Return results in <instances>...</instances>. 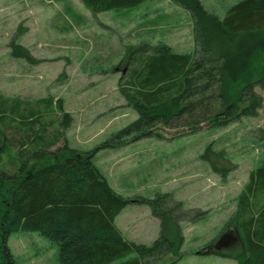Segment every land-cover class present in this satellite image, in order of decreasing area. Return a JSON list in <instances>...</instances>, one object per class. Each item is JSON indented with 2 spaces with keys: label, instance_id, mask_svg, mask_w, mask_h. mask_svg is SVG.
<instances>
[{
  "label": "rangeland",
  "instance_id": "obj_1",
  "mask_svg": "<svg viewBox=\"0 0 264 264\" xmlns=\"http://www.w3.org/2000/svg\"><path fill=\"white\" fill-rule=\"evenodd\" d=\"M198 1L221 20L241 0ZM143 44L193 54L190 13L169 0H147L131 10L96 16L79 0H0V96L39 108L46 134L63 131L51 151L63 146L94 151L137 118L118 84L133 50ZM15 47L34 62L17 58ZM255 92L263 100L256 117L215 128L203 124L190 135L160 128V137L94 153L92 163L113 191L132 201L114 221L125 240L150 246L157 239L159 221L137 200L169 194L184 211L200 210L207 216L194 224H178V254L160 264H237L238 238L230 233L232 227L223 228L235 213L249 173L264 165V143L258 138L264 129V89L257 87ZM40 100L51 101V109L37 106ZM57 106L68 115L66 128L60 125ZM7 123L3 131L17 140V119ZM210 145L212 152H223L226 160L221 163L231 168L224 179L202 159ZM19 160L18 145L12 141L2 154L0 169L13 172ZM6 249L14 264H58L57 246L37 233L9 236ZM1 256L0 264H7Z\"/></svg>",
  "mask_w": 264,
  "mask_h": 264
},
{
  "label": "trees",
  "instance_id": "obj_2",
  "mask_svg": "<svg viewBox=\"0 0 264 264\" xmlns=\"http://www.w3.org/2000/svg\"><path fill=\"white\" fill-rule=\"evenodd\" d=\"M79 1L96 16L131 10L147 0ZM169 1L190 13L195 51L176 54L166 45L148 44L134 49L118 86L137 118L94 151L67 146L51 151L63 131L46 134L39 108L0 96V163L12 141L20 158L17 166L11 165L13 172L0 169V253L7 264L14 262L6 241L19 232L37 233L55 244L58 264H113L129 256L133 257L119 264H160L168 255L178 254V224H194L207 216L200 210L184 211L169 194L140 198L138 203L149 207L161 229L150 246L129 242L114 221L132 201L116 194L92 163L97 150L160 137V128L190 135L203 124L215 128L256 117L262 107L255 89H264V0H241L221 20L198 0ZM15 48L17 58L34 62ZM35 104L51 109L49 100ZM57 108L61 113V106ZM16 119L15 130L21 133L17 140L3 131L6 121ZM68 121V115L61 113L60 125L66 128ZM258 138L264 143V129ZM211 148L202 159L224 179L231 168L221 163L226 160L223 152ZM228 227L243 249L237 264H264V165L249 173L235 213L223 229Z\"/></svg>",
  "mask_w": 264,
  "mask_h": 264
},
{
  "label": "crops",
  "instance_id": "obj_3",
  "mask_svg": "<svg viewBox=\"0 0 264 264\" xmlns=\"http://www.w3.org/2000/svg\"><path fill=\"white\" fill-rule=\"evenodd\" d=\"M237 241H238L237 243L239 244V246H241V242H240V240H238V239H237ZM240 248H241V251H240V255H241V254H242V251H243V249H242V246H241V247H239V249H240Z\"/></svg>",
  "mask_w": 264,
  "mask_h": 264
}]
</instances>
